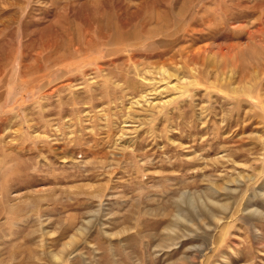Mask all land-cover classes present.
Listing matches in <instances>:
<instances>
[{
	"label": "rangeland",
	"instance_id": "374dc122",
	"mask_svg": "<svg viewBox=\"0 0 264 264\" xmlns=\"http://www.w3.org/2000/svg\"><path fill=\"white\" fill-rule=\"evenodd\" d=\"M148 1L0 0V264H264V0Z\"/></svg>",
	"mask_w": 264,
	"mask_h": 264
},
{
	"label": "bare ground",
	"instance_id": "6f19581e",
	"mask_svg": "<svg viewBox=\"0 0 264 264\" xmlns=\"http://www.w3.org/2000/svg\"><path fill=\"white\" fill-rule=\"evenodd\" d=\"M160 1H163V0H150V1H148L149 3H153V4H155V3H157V2H160ZM166 1H168V0H166ZM239 6H241V4L239 5ZM247 7H250V6H247ZM140 10H141V8H140ZM136 12H134V15L136 16L135 17V19H132V20H130V21H128L125 25H124V27L127 29V27H128V25H130V24H132V22L134 21L135 22V20L136 19H138L139 17L138 16H140V14H139V10L137 9V10H135ZM176 11V10H175ZM166 12H168V13H166V15H168L169 17H171L172 15H174V14H180L181 13V11L180 12H174L173 11V7H170L169 6V8H167L166 9ZM182 14V13H181ZM236 14V13H235ZM177 15V16H178ZM244 15H246V12L244 13V12H242V13H240V15H236V16H244ZM153 18H154V20L155 21H159V20H161V16H160V14L159 13H157V14H155L154 16H153ZM176 18H178V17H176ZM145 20V19H144ZM143 20V21H144ZM169 21H170V19H169ZM143 26V25H142ZM166 26V25H165ZM164 25L163 26H157V28L156 27H154L153 29H148L147 30V32H151V30L153 31V30H156V31H159L161 34H166L167 33V31L168 30H171L170 28H166ZM156 28V29H155ZM169 32V31H168ZM132 34H133V32H132ZM254 33H252L251 35H253ZM132 36V35H131ZM229 37V36H228ZM251 43H249L248 45H250ZM229 48H239L240 47V44L239 43H235V44H229V46H228ZM202 52H203V49L201 48V49H198V50H194V51H191V52H188L187 53V58L186 59H194V58H197L198 59V57L199 56H201L202 55ZM170 60H171V62H174L175 60H174V57H171L170 58ZM160 71H162L163 73H166V72H168L167 71V69L164 67V65H160ZM56 257V256H55ZM59 259V258H58Z\"/></svg>",
	"mask_w": 264,
	"mask_h": 264
}]
</instances>
